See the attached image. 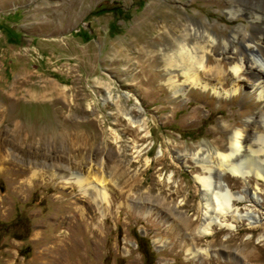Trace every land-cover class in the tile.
Instances as JSON below:
<instances>
[{
  "label": "rangeland",
  "instance_id": "1",
  "mask_svg": "<svg viewBox=\"0 0 264 264\" xmlns=\"http://www.w3.org/2000/svg\"><path fill=\"white\" fill-rule=\"evenodd\" d=\"M191 1L0 0V264H264V193L252 228L226 217L234 229L199 233L204 202L190 157L203 144L223 149L220 126L239 121L240 107L171 98L141 69L157 59L141 54L136 21L147 22L145 39L172 23L162 13L174 6L226 35L249 26ZM130 116L145 120V136ZM63 174L102 182L106 202Z\"/></svg>",
  "mask_w": 264,
  "mask_h": 264
},
{
  "label": "bare ground",
  "instance_id": "2",
  "mask_svg": "<svg viewBox=\"0 0 264 264\" xmlns=\"http://www.w3.org/2000/svg\"><path fill=\"white\" fill-rule=\"evenodd\" d=\"M198 1L201 0H192L190 6H195ZM204 1L225 9L232 22L243 15L249 26H236L230 35H226L225 30L220 31L216 24L211 25L205 18L192 16L183 19L177 6L172 7L169 14L162 13L173 18L172 23L153 28L155 36L151 39L141 35L142 28L147 25L145 20L136 21L135 25V30L140 32L135 42L146 46L142 47L141 54L144 58L154 55L157 59V62L143 61L141 69L147 85L156 80L171 98L190 96L218 110L229 103L240 107L239 121L220 126L225 135L223 149L203 144L205 148L192 157L188 156L195 165L194 180L204 202L201 209L203 224L199 228L202 236L211 234L214 225L234 229L236 226L227 223L226 217L252 228L261 206L260 195L264 193L258 184L253 188L250 186L251 178L264 184V0ZM124 41L119 40L114 46H128ZM154 70L156 76L152 74ZM129 92L123 96L127 98ZM110 96V92H106L105 100H111ZM136 104L141 107L139 101ZM138 107L134 108L139 110ZM132 118L126 119L145 136V120L133 121ZM185 159H181V163L186 166ZM227 175L242 182L240 191L229 189L223 180ZM60 179L65 185L73 181L83 197L95 196L100 203L106 202V187L101 185L102 182L94 184L83 176L68 177L67 174L61 175ZM237 203H249L252 208L239 213ZM203 253L209 256L208 251ZM197 254L202 253L197 251L193 257Z\"/></svg>",
  "mask_w": 264,
  "mask_h": 264
}]
</instances>
